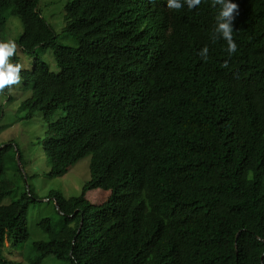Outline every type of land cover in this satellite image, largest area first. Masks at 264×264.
Returning a JSON list of instances; mask_svg holds the SVG:
<instances>
[{"label":"trees","instance_id":"1","mask_svg":"<svg viewBox=\"0 0 264 264\" xmlns=\"http://www.w3.org/2000/svg\"><path fill=\"white\" fill-rule=\"evenodd\" d=\"M38 2L0 0V40L8 15L19 16L15 41L34 56L21 71L27 104L45 119L63 111L42 141L50 175L90 156V178L77 196H46L62 222L38 221L49 239L33 241L32 263L264 264V0H233L230 57L224 40L210 39L219 11L211 0L179 11L166 0H72L63 32L77 46L58 43ZM38 47L52 50L56 72ZM3 145L0 264H21L4 244L30 238V206L44 200L14 193L7 171L25 181L26 163Z\"/></svg>","mask_w":264,"mask_h":264},{"label":"rangeland","instance_id":"2","mask_svg":"<svg viewBox=\"0 0 264 264\" xmlns=\"http://www.w3.org/2000/svg\"><path fill=\"white\" fill-rule=\"evenodd\" d=\"M72 0H39L38 9L41 15L51 24L56 34L57 41L60 44L77 46V40L63 32L66 26L65 7ZM24 26L21 18L13 13L8 15L6 39L16 40L23 32ZM16 42V41H15ZM17 44V43H16ZM16 59L23 65L22 71L28 67L31 68L34 56L24 52L17 44ZM36 55L39 59L49 64L50 70L57 71L58 67L53 52L50 49L38 47ZM15 62V58L13 57ZM22 77V75H21ZM32 87H26L22 78L19 86L6 90L0 94V147L7 143L14 144V151H9L13 155L19 151L22 155L21 161H24V174L26 180H20L19 172L10 169L6 177L14 180L20 186L14 190V193L20 195L24 189H32L44 200L40 205H31L28 218V227L30 238L19 246H14L11 240L4 244V253L12 261H18L21 264H33L32 258L35 255L33 241L38 239H49L48 232L43 230L38 221L41 218L49 217L55 229L61 226V214L56 203H49L46 196L53 189L59 190L67 197L77 196L81 188L90 178L89 164L90 156L80 159L65 174L57 177L50 175L51 162L45 157L42 147V141L49 130V122L58 119L63 115V111L58 109L56 113L50 114L46 119L40 108L32 107L27 104L28 98L32 96ZM18 156V152H17ZM10 195L3 200V204L12 201ZM40 264H70L68 261L56 260L53 256L43 259Z\"/></svg>","mask_w":264,"mask_h":264},{"label":"clouds","instance_id":"3","mask_svg":"<svg viewBox=\"0 0 264 264\" xmlns=\"http://www.w3.org/2000/svg\"><path fill=\"white\" fill-rule=\"evenodd\" d=\"M202 0H166V6L170 10L179 11L185 4L189 9L198 7ZM213 7H219V11L215 16V24L210 34V39L213 42L224 40L227 44L226 51L229 57L237 51V44L233 37L234 27L233 22L239 13V5L233 0H211ZM17 44L14 39L0 40V94H4L6 90L19 86L22 82L21 71L23 65L19 62H14L13 57L17 53ZM198 55L206 62L209 58V48L205 45L200 49ZM229 66L226 60L222 67ZM18 157V165L21 161ZM21 169L22 166H21ZM24 172V169L22 170ZM25 175V174H24ZM26 180V175H25Z\"/></svg>","mask_w":264,"mask_h":264},{"label":"water","instance_id":"4","mask_svg":"<svg viewBox=\"0 0 264 264\" xmlns=\"http://www.w3.org/2000/svg\"><path fill=\"white\" fill-rule=\"evenodd\" d=\"M82 223H83V221H81V224H80V226H79V230H80V228H81Z\"/></svg>","mask_w":264,"mask_h":264},{"label":"bare ground","instance_id":"5","mask_svg":"<svg viewBox=\"0 0 264 264\" xmlns=\"http://www.w3.org/2000/svg\"><path fill=\"white\" fill-rule=\"evenodd\" d=\"M58 205V204H57Z\"/></svg>","mask_w":264,"mask_h":264}]
</instances>
